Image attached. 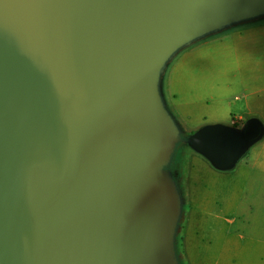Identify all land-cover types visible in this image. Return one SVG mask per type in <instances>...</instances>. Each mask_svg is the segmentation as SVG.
Returning a JSON list of instances; mask_svg holds the SVG:
<instances>
[{"label": "water", "instance_id": "obj_1", "mask_svg": "<svg viewBox=\"0 0 264 264\" xmlns=\"http://www.w3.org/2000/svg\"><path fill=\"white\" fill-rule=\"evenodd\" d=\"M235 1L0 0V264H133L128 168L156 126L135 73ZM259 134L210 125L189 143L225 169Z\"/></svg>", "mask_w": 264, "mask_h": 264}, {"label": "crops", "instance_id": "obj_2", "mask_svg": "<svg viewBox=\"0 0 264 264\" xmlns=\"http://www.w3.org/2000/svg\"><path fill=\"white\" fill-rule=\"evenodd\" d=\"M247 9L242 4L226 6L187 24L141 70V102L155 125L165 126L164 116L146 92L149 73L177 40L202 32L197 58L183 62L182 103L202 104V128L224 125L240 132L250 121L260 126L251 148L239 156V168L226 180L202 183L189 201L182 254L170 255L177 264H264V9L243 14ZM214 207L220 214L214 215ZM212 216L217 219L215 232L208 228Z\"/></svg>", "mask_w": 264, "mask_h": 264}, {"label": "rangeland", "instance_id": "obj_3", "mask_svg": "<svg viewBox=\"0 0 264 264\" xmlns=\"http://www.w3.org/2000/svg\"><path fill=\"white\" fill-rule=\"evenodd\" d=\"M252 1L260 0H237L228 6L242 4L249 8L243 12L246 15L264 9V4ZM201 40L202 32L180 38L166 56L160 57V67L156 64L149 73L151 80L146 92L164 116L165 126L157 128L151 124L130 158L128 184L136 204L130 231L133 264H177L171 261L170 255L172 251L176 257L182 254V226L189 201L202 189V183L228 179V175L239 168V156H244L253 144H245L239 158L225 169H217L191 147L189 140L202 129V104L182 103L181 77L183 62L197 58L198 50L202 49ZM165 44L163 39L159 41L143 58L142 66L152 56L162 53ZM138 68L133 84L136 95L141 73V67ZM142 88L145 92L143 85ZM243 132L241 129L240 133ZM213 212L220 214L215 207ZM216 221L214 216L210 218L211 232L218 230Z\"/></svg>", "mask_w": 264, "mask_h": 264}]
</instances>
